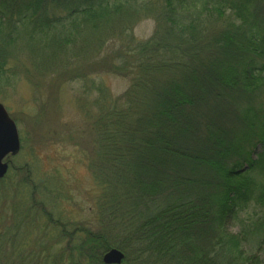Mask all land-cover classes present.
Segmentation results:
<instances>
[{"label":"trees","instance_id":"obj_1","mask_svg":"<svg viewBox=\"0 0 264 264\" xmlns=\"http://www.w3.org/2000/svg\"><path fill=\"white\" fill-rule=\"evenodd\" d=\"M130 1L111 10L72 0L58 11L70 25L101 23L114 10L126 18ZM54 7L0 0V73L22 39L51 65L77 38L59 32L65 23ZM150 8L158 12L152 36L121 44L135 43L109 64L103 57L105 71L130 78V87L126 102L102 100L93 119L102 156L92 168L97 218L63 222L48 183L19 167L25 195L12 207L15 223L0 231V264H104L112 247L124 253L122 264H264V0H159L139 10ZM35 230L66 244L59 253L35 248L37 239L26 240Z\"/></svg>","mask_w":264,"mask_h":264},{"label":"rangeland","instance_id":"obj_2","mask_svg":"<svg viewBox=\"0 0 264 264\" xmlns=\"http://www.w3.org/2000/svg\"><path fill=\"white\" fill-rule=\"evenodd\" d=\"M47 1L55 5L54 15L61 17L65 23V32H59L65 35L70 32L67 37L77 38L64 43L67 49L51 58V65L49 55L44 59L36 57L37 52L27 46L32 41L28 40L27 43L22 39L19 42L21 46L13 55L9 54L0 73V102L15 121L21 143L19 153L8 158L9 170L0 180V191H9L0 198V213L3 212L8 218L0 221L1 232L15 223L12 207L17 209L23 204L19 197L25 194L20 192L16 183L25 172L19 173V167L48 183L53 193L50 195L55 197L54 202L57 203L52 210L56 208L62 212L63 222L74 226V220L85 221L92 216L97 218L92 206L99 190L92 168L96 169L102 156L98 152L99 147H96L97 128L93 119L100 114L102 100L105 99L104 104L111 105L114 99L126 102L130 87V78L105 71L103 57L107 64L111 63L116 53L134 47L135 43L124 48L121 44L149 39L157 26L158 12L150 8L146 13L139 8L143 5L157 6L159 0L126 3L128 18L123 12L114 10L111 14L113 19L106 21L103 17L107 14L102 17L101 23L79 18L75 26L70 25V18L65 20L64 11H58L63 9V5L71 6L72 0ZM103 1L111 10L120 5V0H101V3ZM49 16L52 17L53 13ZM93 23H97V26H92ZM21 26H25H19L21 33H24ZM46 49L50 52L49 48ZM132 53L133 58L138 57V53ZM127 58L129 60V53ZM262 99L264 101V96ZM17 212L25 214L19 210ZM246 215L245 212L241 213L240 218ZM28 222L29 219L19 224L18 234L22 239V234L30 231L31 224ZM81 224L88 228L92 226ZM228 229L236 232L238 224L230 221ZM26 240L28 243L34 241L32 244L36 245L35 248L42 245L56 253L66 244V239L44 236L43 230H35L33 236L28 235ZM260 256L263 258L264 252H260Z\"/></svg>","mask_w":264,"mask_h":264},{"label":"water","instance_id":"obj_3","mask_svg":"<svg viewBox=\"0 0 264 264\" xmlns=\"http://www.w3.org/2000/svg\"><path fill=\"white\" fill-rule=\"evenodd\" d=\"M21 143L15 121L0 102V179L9 170V157L17 155ZM124 253L118 248H110L102 255L104 264H122Z\"/></svg>","mask_w":264,"mask_h":264}]
</instances>
